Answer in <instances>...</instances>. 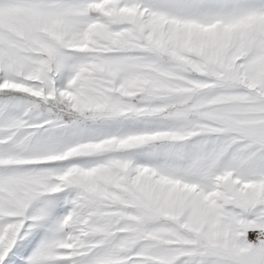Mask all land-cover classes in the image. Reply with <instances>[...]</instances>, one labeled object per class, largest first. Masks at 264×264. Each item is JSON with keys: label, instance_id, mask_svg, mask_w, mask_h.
<instances>
[{"label": "snow or ice", "instance_id": "snow-or-ice-1", "mask_svg": "<svg viewBox=\"0 0 264 264\" xmlns=\"http://www.w3.org/2000/svg\"><path fill=\"white\" fill-rule=\"evenodd\" d=\"M0 264H264V0H0Z\"/></svg>", "mask_w": 264, "mask_h": 264}]
</instances>
